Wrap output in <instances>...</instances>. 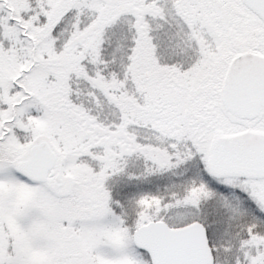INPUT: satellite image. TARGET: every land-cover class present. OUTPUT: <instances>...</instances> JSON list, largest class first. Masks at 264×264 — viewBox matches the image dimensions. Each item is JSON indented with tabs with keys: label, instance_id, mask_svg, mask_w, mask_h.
I'll use <instances>...</instances> for the list:
<instances>
[{
	"label": "snow or ice",
	"instance_id": "6c2138e0",
	"mask_svg": "<svg viewBox=\"0 0 264 264\" xmlns=\"http://www.w3.org/2000/svg\"><path fill=\"white\" fill-rule=\"evenodd\" d=\"M0 264H264V0H0Z\"/></svg>",
	"mask_w": 264,
	"mask_h": 264
}]
</instances>
